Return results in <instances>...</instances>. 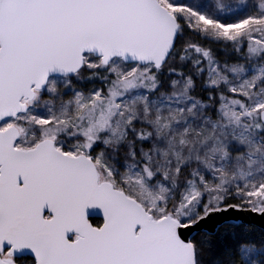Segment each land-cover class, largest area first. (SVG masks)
<instances>
[{"label": "snow or ice", "instance_id": "6c2138e0", "mask_svg": "<svg viewBox=\"0 0 264 264\" xmlns=\"http://www.w3.org/2000/svg\"><path fill=\"white\" fill-rule=\"evenodd\" d=\"M0 264H264V0H0Z\"/></svg>", "mask_w": 264, "mask_h": 264}, {"label": "water", "instance_id": "95a60500", "mask_svg": "<svg viewBox=\"0 0 264 264\" xmlns=\"http://www.w3.org/2000/svg\"><path fill=\"white\" fill-rule=\"evenodd\" d=\"M101 217H100V215H99V213H96L95 215H94V218L93 219H100Z\"/></svg>", "mask_w": 264, "mask_h": 264}, {"label": "trees", "instance_id": "16d2710c", "mask_svg": "<svg viewBox=\"0 0 264 264\" xmlns=\"http://www.w3.org/2000/svg\"><path fill=\"white\" fill-rule=\"evenodd\" d=\"M94 222H96V219H94Z\"/></svg>", "mask_w": 264, "mask_h": 264}]
</instances>
